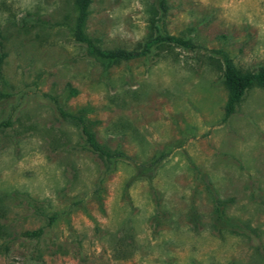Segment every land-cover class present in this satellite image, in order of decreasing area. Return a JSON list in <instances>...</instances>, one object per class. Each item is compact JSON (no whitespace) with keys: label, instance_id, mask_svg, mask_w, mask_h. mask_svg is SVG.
I'll list each match as a JSON object with an SVG mask.
<instances>
[{"label":"rangeland","instance_id":"obj_1","mask_svg":"<svg viewBox=\"0 0 264 264\" xmlns=\"http://www.w3.org/2000/svg\"><path fill=\"white\" fill-rule=\"evenodd\" d=\"M76 16L0 0V264H264V89L226 116L222 78L264 66V0H91L94 45L152 47L110 67Z\"/></svg>","mask_w":264,"mask_h":264},{"label":"trees","instance_id":"obj_2","mask_svg":"<svg viewBox=\"0 0 264 264\" xmlns=\"http://www.w3.org/2000/svg\"><path fill=\"white\" fill-rule=\"evenodd\" d=\"M74 1L77 11L74 37L77 42L85 43L87 45L89 54L105 67H110L122 61H129L139 56H144L152 48L148 43H146L141 50L137 49L132 51L120 48L104 50L94 45L89 39L86 38L84 33V26L91 0ZM152 41L156 44L170 43L174 46L186 49H191L194 47L189 40H184L176 37H156ZM2 60L3 57H0V65ZM222 64L223 84L228 93L225 113L226 116H230L234 113L235 108L240 104L243 96L248 90H251L253 88L264 89V66L260 67L257 71L254 72H244L239 70L234 65L232 59L225 54L222 57ZM59 112L63 118L77 122V124L80 126V131L83 136L84 142L91 151L98 154L103 159H107L109 157L107 149L96 142L94 134L87 128L83 117L67 114L62 110H59ZM2 127L3 124H0V129Z\"/></svg>","mask_w":264,"mask_h":264}]
</instances>
